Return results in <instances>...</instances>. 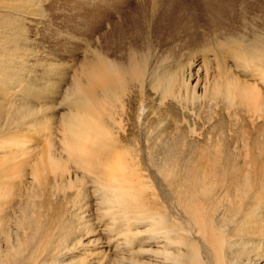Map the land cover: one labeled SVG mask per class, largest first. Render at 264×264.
<instances>
[{
    "label": "bare ground",
    "instance_id": "obj_1",
    "mask_svg": "<svg viewBox=\"0 0 264 264\" xmlns=\"http://www.w3.org/2000/svg\"><path fill=\"white\" fill-rule=\"evenodd\" d=\"M48 3L0 0V264H264V0H63L71 75Z\"/></svg>",
    "mask_w": 264,
    "mask_h": 264
},
{
    "label": "rangeland",
    "instance_id": "obj_2",
    "mask_svg": "<svg viewBox=\"0 0 264 264\" xmlns=\"http://www.w3.org/2000/svg\"><path fill=\"white\" fill-rule=\"evenodd\" d=\"M38 2H41L42 3V5H43V8L44 7H47L46 5L47 4H49L48 2H52V3H58L59 4V6H60V11L59 12H57V14L56 15H54L53 16V18H55V19H57V20H55V19H51V22H50V25L51 24H53L52 26H53V28H56V27H58V28H60V26H61V24L63 23V25L65 26V28L66 29H63V27H62V29H61V31H63L64 33H65V30H68V29H70V27H71V23H72V21H71V19H75L76 18V20H77V22L78 23H81V26L80 27H78V29H80V30H78V34L77 33H75V35H76V37L78 38H75V39H73V38H70L69 37V35L67 34V33H65V34H63V35H58V34H55V36H54V33L51 31L50 32V36L52 37L51 39H48V40H45V38L43 37V34L45 33H43V28H42V23L43 22H47V20L49 19V18H51V16H48V17H44L43 18V20H42V18L41 19H38V18H35V19H37V20H35V21H37L39 24H37V26H30V27H28L27 29L29 30L28 32H27V36L29 37V42H30V44H29V48L31 49V48H33V49H31V51H32V53H33V55H37V56H40L41 54H45L44 52H46L50 47L49 46H51V45H55V46H58L59 48H58V50L57 51H59V52H54V55H56V58H57V60L58 61H63L64 63H63V65H62V67H60L59 69L60 70H65L66 71V74H69V75H71V73H72V71H71V65L70 64H73V63H71L72 61L74 62L75 60H73L74 59V57H75V59H77L75 62L77 63L78 62V60H79V62H80V60H81V58H82V50H85L84 49V45H85V42L84 41H81L82 39H87V24H88V20H87V7L86 6H83L81 9H79L75 14H70V8H69V6L68 7H66V8H63V6H64V3H62V4H60L61 2H63V0H37ZM45 3H47V4H45ZM69 9V10H68ZM74 16V17H72V16ZM72 17V18H71ZM78 18H79V20H78ZM60 20H61V22H60ZM40 21V22H39ZM43 21V22H42ZM66 21H68L67 22V24H66ZM70 21V22H69ZM58 24V26L57 25H55L56 23ZM84 24V25H83ZM86 24V25H85ZM83 25V26H82ZM39 26H41V27H39ZM70 26V27H69ZM37 27V28H36ZM40 28V29H39ZM42 28V29H41ZM86 30H85V29ZM39 29V30H38ZM83 29V30H82ZM30 30H36L37 31V34L35 35L34 34V31H30ZM72 30V29H71ZM41 31H42V33H41ZM69 31V30H68ZM70 32V31H69ZM77 32V31H76ZM84 33V34H83ZM31 34V35H30ZM40 34H42V35H40ZM34 35V36H33ZM58 35V36H57ZM80 37H82L81 39H80ZM34 38H35V40H34ZM68 39V40H67ZM72 39V40H71ZM80 39V40H79ZM66 40V41H65ZM88 40V39H87ZM34 41H36V42H34ZM48 43H47V42ZM55 42V43H54ZM78 42V43H77ZM84 42V43H83ZM62 43H64V45L62 44ZM68 43V44H67ZM73 43V44H72ZM81 43H82V45H81ZM33 44V45H32ZM62 46H61V45ZM35 45H37V46H35ZM80 45V46H79ZM67 46V47H66ZM69 46V47H68ZM35 47V48H34ZM40 47V48H39ZM71 47V48H70ZM36 48H37V50H36ZM60 49V50H59ZM79 49V50H78ZM46 50V51H45ZM72 50V51H71ZM62 51V52H61ZM74 51V52H73ZM35 52V53H34ZM38 53V54H37ZM65 53V54H64ZM76 53H77V56H76ZM46 54H47V52H46ZM74 54V55H73ZM78 55H80V56H78ZM36 56V57H37ZM73 56V57H72ZM61 57V58H60ZM68 57V58H67ZM64 58V59H63ZM68 59V60H67ZM72 59V60H71ZM70 63H69V62ZM58 63H60V64H62V62H58ZM66 63V64H65ZM68 64V65H67ZM70 65V66H69ZM75 65V64H74ZM77 65V64H76ZM68 66L70 67V69L68 68ZM73 66V65H72ZM59 67V65L56 63V65H53V67L51 68L53 71H56V70H59V69H57ZM65 67H67V68H65ZM62 68V69H61ZM59 70V71H60ZM64 70L61 72L62 74H64L63 72H64ZM68 70L69 71H71V73H68ZM38 73H39V75L41 74V69H38V71H37ZM68 75V76H69ZM59 76V75H58ZM58 76H57V78L56 79H58ZM52 77V75L50 74V77L49 78H51ZM60 77L62 78V76L60 75Z\"/></svg>",
    "mask_w": 264,
    "mask_h": 264
}]
</instances>
